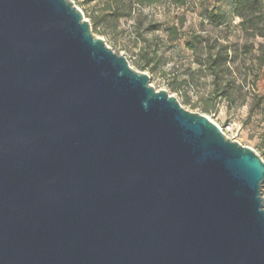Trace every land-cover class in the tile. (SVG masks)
I'll return each instance as SVG.
<instances>
[{
    "label": "water",
    "instance_id": "obj_1",
    "mask_svg": "<svg viewBox=\"0 0 264 264\" xmlns=\"http://www.w3.org/2000/svg\"><path fill=\"white\" fill-rule=\"evenodd\" d=\"M263 181L73 0H0V264H264Z\"/></svg>",
    "mask_w": 264,
    "mask_h": 264
},
{
    "label": "rangeland",
    "instance_id": "obj_2",
    "mask_svg": "<svg viewBox=\"0 0 264 264\" xmlns=\"http://www.w3.org/2000/svg\"><path fill=\"white\" fill-rule=\"evenodd\" d=\"M73 1L93 33L132 68L148 73L157 90L166 89L184 108L206 114L264 160V36L242 26L236 0H186L181 6L168 0L134 3L131 9L130 0ZM194 35H200L197 41ZM193 40L197 53L187 45ZM208 43L216 50L229 47L228 62L218 70L224 94L214 100L212 70L202 63Z\"/></svg>",
    "mask_w": 264,
    "mask_h": 264
},
{
    "label": "trees",
    "instance_id": "obj_3",
    "mask_svg": "<svg viewBox=\"0 0 264 264\" xmlns=\"http://www.w3.org/2000/svg\"><path fill=\"white\" fill-rule=\"evenodd\" d=\"M168 0H130L129 9H131L132 4L137 3L140 5H154L162 2H166ZM237 1V15L241 18V24L246 29H253L255 31V35H261L264 36V10H263V2L262 0H236ZM174 3L177 6L184 5L186 3V0H174ZM262 24V27L259 25ZM200 35H194L195 41L198 40ZM195 41H189L187 43L188 47L192 49L195 53H197L198 47L196 46ZM209 44V43H208ZM208 48L205 52L204 61L202 63H205L211 70L212 75L214 77L215 81V89H213V97L212 100H214L215 97L219 95H223V91H220L219 83H220V74L219 69L222 67L223 64H226L229 59V52H228V45H221L220 50H216L215 45H207ZM221 52H224V57H222L220 54ZM218 55H220L218 57ZM209 109V108H208Z\"/></svg>",
    "mask_w": 264,
    "mask_h": 264
},
{
    "label": "built area",
    "instance_id": "obj_4",
    "mask_svg": "<svg viewBox=\"0 0 264 264\" xmlns=\"http://www.w3.org/2000/svg\"><path fill=\"white\" fill-rule=\"evenodd\" d=\"M262 187H264V181H263V185H262Z\"/></svg>",
    "mask_w": 264,
    "mask_h": 264
}]
</instances>
